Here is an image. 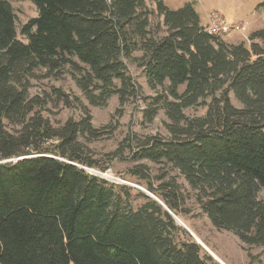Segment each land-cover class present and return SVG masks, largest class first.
Masks as SVG:
<instances>
[{"label": "trees", "instance_id": "1", "mask_svg": "<svg viewBox=\"0 0 264 264\" xmlns=\"http://www.w3.org/2000/svg\"><path fill=\"white\" fill-rule=\"evenodd\" d=\"M30 1L37 16L18 28L12 3L0 0V161L23 157L0 163V264H206L167 210H181L176 181L150 185L157 199L141 193L134 207L130 187L86 170L97 161L83 140L102 135L91 110L54 89L82 113L55 127L30 96L38 71L68 68L90 105L116 95L123 106L140 95L131 61L164 90L145 117L163 108L171 121V138L147 137L133 160L179 170L212 224L261 247L264 262V28L248 47L210 33L191 1L177 9L164 0ZM207 100L205 115H185Z\"/></svg>", "mask_w": 264, "mask_h": 264}, {"label": "rangeland", "instance_id": "2", "mask_svg": "<svg viewBox=\"0 0 264 264\" xmlns=\"http://www.w3.org/2000/svg\"><path fill=\"white\" fill-rule=\"evenodd\" d=\"M9 1L16 10L18 28L30 18L37 16V8L30 0ZM164 1L172 9H177L191 1L202 17L204 10L201 6L210 9L209 15L211 12L218 11L224 18L236 21L230 23L239 22L238 24L245 26L243 31L222 36L229 43L244 42L249 47L250 33L264 28V10L258 7L264 0ZM149 6L154 7L153 4ZM161 21V18L153 17V23ZM164 29L162 26L161 30ZM19 37L22 38L20 34ZM261 45L264 47V43L261 42ZM135 56L140 57L141 53L137 52ZM127 66L139 86L140 95L138 99L130 100L123 106H120L116 95L105 106L90 105L76 85L68 68L57 73H49L46 70L38 71L36 76L30 80V96L42 100L43 106L39 109H44L42 115L48 118L55 127L62 126L70 118L80 119L82 113L77 107H67L59 103L54 89L63 90L72 100L78 97L91 110L93 125L102 135L94 140H83L91 150L90 157L97 161V166L86 167V170L110 182L130 187L131 202L134 207L144 204L145 199L141 193L157 199L149 191L150 185L160 187L165 182L176 181L183 198L180 212L173 213V217L177 224L187 231L189 237L201 245L206 264H264L261 247L245 245L234 233L217 229L212 224L208 216L202 212L195 190L190 187L179 170L165 162L133 160V152L147 137L171 138L168 128L171 121L163 108L158 110L157 115L151 121L147 120L145 117L147 109L152 106L153 99L163 94L164 90L158 88L155 91L148 86L143 68L138 62H128ZM184 88L185 85L181 86L180 92ZM231 98L235 105L240 106L233 93H231ZM208 102L209 100L185 109V115L189 118L205 115ZM139 169L145 170L147 179L135 173ZM258 198L264 200V189L258 191Z\"/></svg>", "mask_w": 264, "mask_h": 264}, {"label": "built area", "instance_id": "3", "mask_svg": "<svg viewBox=\"0 0 264 264\" xmlns=\"http://www.w3.org/2000/svg\"><path fill=\"white\" fill-rule=\"evenodd\" d=\"M205 27L210 33L219 36L245 30V26L238 23L228 22L226 18H224V16L218 11L210 13L208 24L205 25Z\"/></svg>", "mask_w": 264, "mask_h": 264}, {"label": "crops", "instance_id": "4", "mask_svg": "<svg viewBox=\"0 0 264 264\" xmlns=\"http://www.w3.org/2000/svg\"><path fill=\"white\" fill-rule=\"evenodd\" d=\"M201 8L204 10V12H203V17L201 16V13L198 11V8H196V10H197V12L199 13V15H200V18H201V23L203 24V25H205V24H207V22H208V16H209V12H210V9H208V8H206V7H203V6H201ZM223 12V11H222ZM227 18V17H226ZM227 20H228V22H236V21H232V20H230V19H228L227 18ZM239 23V22H238ZM225 41L227 40L226 38L224 39Z\"/></svg>", "mask_w": 264, "mask_h": 264}, {"label": "water", "instance_id": "5", "mask_svg": "<svg viewBox=\"0 0 264 264\" xmlns=\"http://www.w3.org/2000/svg\"><path fill=\"white\" fill-rule=\"evenodd\" d=\"M23 157H18L16 159H9V160H4V161H0V163H5V162H11V161H17V160H20L22 159ZM172 215H173V212H171L169 209H167Z\"/></svg>", "mask_w": 264, "mask_h": 264}]
</instances>
